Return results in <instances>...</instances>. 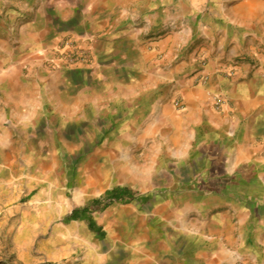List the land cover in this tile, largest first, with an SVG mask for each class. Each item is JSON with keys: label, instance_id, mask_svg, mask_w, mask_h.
<instances>
[{"label": "rangeland", "instance_id": "obj_1", "mask_svg": "<svg viewBox=\"0 0 264 264\" xmlns=\"http://www.w3.org/2000/svg\"><path fill=\"white\" fill-rule=\"evenodd\" d=\"M189 1L160 0L157 24L149 20L157 1L109 0L112 19L92 21L91 31L79 34L63 30L67 22L53 3L0 0V264H155L141 251L163 225L162 201L195 191L201 199L226 195L248 204L264 190L257 181L264 147L255 161L232 164L231 143L249 110L235 105L229 86L264 79V9L245 18L243 37L223 41L216 11L206 0ZM215 76L223 77L220 88H200L204 119L195 126L192 171L173 183L169 145L185 92ZM22 97L29 119L20 115ZM100 179L108 181L104 188ZM114 188L133 197L110 200ZM95 198L103 204L68 219ZM188 216L196 222L200 213L191 208Z\"/></svg>", "mask_w": 264, "mask_h": 264}, {"label": "crops", "instance_id": "obj_2", "mask_svg": "<svg viewBox=\"0 0 264 264\" xmlns=\"http://www.w3.org/2000/svg\"><path fill=\"white\" fill-rule=\"evenodd\" d=\"M108 1L44 0L40 5L55 4L58 17L67 22L63 30L82 34L91 31L92 21L112 19L114 10L108 6ZM154 1H157V4L152 6L154 12L149 20H154L158 24L159 13L157 11L162 4L160 0ZM206 1L218 15L216 28L223 41L230 39L237 41L239 37H243L245 34H241V32L245 30V18L253 17L254 7L259 12L264 9L263 0H229L230 4L226 6L218 1ZM182 2L186 6L184 3L186 1ZM189 2H192L193 6H197L194 0ZM192 3L189 4L190 7ZM80 9L83 13H80L81 18L77 19ZM191 11L188 13L189 15L194 13V9L192 8ZM40 14L43 16L44 13L40 12ZM178 14V12L173 13V16ZM44 17L46 22L51 21L50 12L46 13ZM70 18L71 20H69ZM144 18L149 17L144 16ZM88 21L90 22L89 26ZM34 31L42 33L45 28L33 27L31 32ZM234 50H237L236 47ZM101 53L104 54L105 51H100ZM11 66V62H9V67ZM0 71H4V68L0 67ZM219 79H223V77L215 76L212 79L213 82L211 81L207 85L188 86L185 92V107L182 111L183 116L179 119L182 123L181 125L180 122L177 124L174 130V139L169 145L175 150L173 160L176 168L173 169L174 176L170 174L173 183L183 181L187 175H190L195 156L198 153V147L193 145L197 140L195 126H198L204 119L203 105L205 103V96L200 88H204V93L216 90L221 85ZM1 82L0 80V84ZM217 82L218 84H216ZM17 84L13 85L17 86ZM229 86L235 105L249 110L248 124L239 130L241 136L234 138L231 143L232 148L236 151L232 164L236 167L258 159L256 150L264 147V79L258 77L253 81L230 83ZM13 95L17 97L16 91ZM19 100L21 101L19 110H22L20 115L26 116L29 113L24 104L27 99L22 97ZM0 102L2 101L0 100ZM253 105L255 106L253 107ZM10 110L12 111V109ZM253 110H255L254 115ZM1 111H5V108L0 106ZM28 117H31L30 113ZM210 122L216 123V126L220 127L218 121L213 118ZM261 136L263 144L257 141ZM184 149H189V154L184 153ZM194 152L197 153L194 155ZM179 155L180 159L184 158L185 160L177 161ZM257 181L264 188V175L258 176ZM253 197L247 204L226 195H222L218 199L213 196L211 199L205 197L201 199V196L193 191L192 193H180L175 201H162L158 205V209L159 219L163 225H157L156 230L158 231L155 234L152 247L146 249L148 244L143 240L141 251L143 257L146 254L153 256L155 264H264V190L260 193L256 192ZM212 198L215 199L212 200ZM191 208L200 213V218L196 222L189 220L188 213ZM215 208H217L215 212H209V210L214 211Z\"/></svg>", "mask_w": 264, "mask_h": 264}, {"label": "trees", "instance_id": "obj_3", "mask_svg": "<svg viewBox=\"0 0 264 264\" xmlns=\"http://www.w3.org/2000/svg\"><path fill=\"white\" fill-rule=\"evenodd\" d=\"M106 196L110 200H120V201H126L128 199H131L133 197L131 191L128 188H114L112 190H109L106 194ZM104 202V198H95L92 199L89 204L86 206L80 208L77 207L75 208L68 219L74 220V219H79L85 215H87L91 211L92 206H99L102 205ZM90 227L93 230L99 231V227L96 226L94 222H90Z\"/></svg>", "mask_w": 264, "mask_h": 264}, {"label": "bare ground", "instance_id": "obj_4", "mask_svg": "<svg viewBox=\"0 0 264 264\" xmlns=\"http://www.w3.org/2000/svg\"><path fill=\"white\" fill-rule=\"evenodd\" d=\"M34 117V116H33ZM29 119V117H28ZM30 121V120H29ZM108 180V178H106ZM99 183L103 186L102 188H104V186H106L108 184V181L102 182L101 179L99 180ZM6 184V183H5ZM8 184V183H7ZM5 188V187H4ZM1 190V189H0ZM5 191V190H4ZM3 193V192H2ZM1 194V193H0ZM8 200V199H7ZM11 200V199H9ZM111 239V238H110Z\"/></svg>", "mask_w": 264, "mask_h": 264}, {"label": "built area", "instance_id": "obj_5", "mask_svg": "<svg viewBox=\"0 0 264 264\" xmlns=\"http://www.w3.org/2000/svg\"><path fill=\"white\" fill-rule=\"evenodd\" d=\"M70 59H71V61H74V58L73 57H71Z\"/></svg>", "mask_w": 264, "mask_h": 264}]
</instances>
